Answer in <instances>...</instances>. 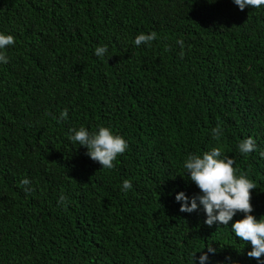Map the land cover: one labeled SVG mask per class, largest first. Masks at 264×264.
Here are the masks:
<instances>
[{
	"label": "trees",
	"instance_id": "1",
	"mask_svg": "<svg viewBox=\"0 0 264 264\" xmlns=\"http://www.w3.org/2000/svg\"><path fill=\"white\" fill-rule=\"evenodd\" d=\"M0 33L15 38L0 63V264H199L208 246L206 264H260L231 231L243 214L209 227L202 206L181 212L175 197L200 194L187 155L220 147L264 217V5L0 0ZM81 126L126 140L114 168L69 140ZM248 137L257 150L241 154Z\"/></svg>",
	"mask_w": 264,
	"mask_h": 264
},
{
	"label": "clouds",
	"instance_id": "2",
	"mask_svg": "<svg viewBox=\"0 0 264 264\" xmlns=\"http://www.w3.org/2000/svg\"><path fill=\"white\" fill-rule=\"evenodd\" d=\"M233 3L243 11L249 6L259 8L264 5V0H233ZM156 39V32L140 33L136 36L134 43L136 46L141 44L150 46ZM14 43L15 38L12 35L0 33V63H9L6 47L12 46ZM177 43L183 48L182 40L177 41ZM107 50V46H97L94 54L103 58ZM67 116L68 110L64 109L60 113L59 119L64 120ZM69 131L71 133L68 137L69 140L86 148L85 154L104 169L114 168L113 162L128 147L122 136L113 134L112 130L107 127L100 126L96 131L90 132L81 126ZM212 134L214 138L219 139L222 135L219 125L212 129ZM238 148L241 154H249L257 150V145L253 138L248 137L239 142ZM260 156L264 157V151L260 152ZM234 164L233 158L222 155L220 147H214L202 155L189 153L183 166L186 169L188 179L198 187L200 194L189 199L185 193L180 192L175 199L181 204L179 209L181 212L192 213L199 211L202 206L207 217L204 222L209 227L214 224L228 226L238 213L243 214V219L232 223L231 231L236 238L250 243L252 250L247 253L248 257L255 258L260 264H264V260L260 259L264 256V217L258 220L252 215L254 209L250 202L252 199L251 192L256 189V186L253 181L247 178V173L241 172L237 176ZM30 184L31 182L27 178L21 181V186L26 193L33 191ZM131 188V180H124L122 191L126 194ZM66 201L67 198L61 193L57 203L66 205ZM208 253L214 255L215 249L208 246L207 252H202L199 256V264H206L209 260ZM191 262L197 264L196 253L191 255Z\"/></svg>",
	"mask_w": 264,
	"mask_h": 264
}]
</instances>
